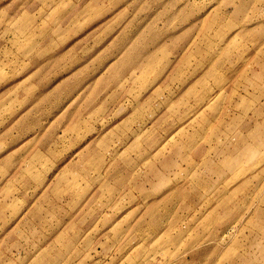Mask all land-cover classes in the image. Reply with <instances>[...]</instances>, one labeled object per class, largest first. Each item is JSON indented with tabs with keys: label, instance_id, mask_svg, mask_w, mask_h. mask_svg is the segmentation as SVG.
Wrapping results in <instances>:
<instances>
[{
	"label": "rangeland",
	"instance_id": "374dc122",
	"mask_svg": "<svg viewBox=\"0 0 264 264\" xmlns=\"http://www.w3.org/2000/svg\"><path fill=\"white\" fill-rule=\"evenodd\" d=\"M0 264H264V0H0Z\"/></svg>",
	"mask_w": 264,
	"mask_h": 264
},
{
	"label": "crops",
	"instance_id": "0c3cea01",
	"mask_svg": "<svg viewBox=\"0 0 264 264\" xmlns=\"http://www.w3.org/2000/svg\"><path fill=\"white\" fill-rule=\"evenodd\" d=\"M95 205H97V202H92L91 208H92L93 206H95ZM84 209H85V211H86V214L89 213V212H88V211L90 210V207H89V206H86ZM87 215H88V214H87ZM80 222H81L82 225H83V223H86V222H87V219L85 218V216H84V217H83V216L81 217ZM90 230H92V229H88V230H84L83 228L81 229V232H83V234H84V237H82L81 241H84V240L87 238V236H88ZM99 251H100V250H99ZM100 252H101V251H100Z\"/></svg>",
	"mask_w": 264,
	"mask_h": 264
}]
</instances>
